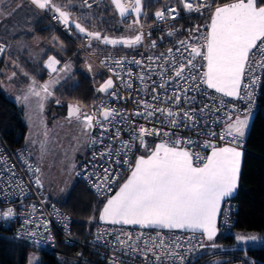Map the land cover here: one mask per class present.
Masks as SVG:
<instances>
[{
  "label": "built area",
  "instance_id": "1",
  "mask_svg": "<svg viewBox=\"0 0 264 264\" xmlns=\"http://www.w3.org/2000/svg\"><path fill=\"white\" fill-rule=\"evenodd\" d=\"M161 1L164 5L150 12V6ZM121 2L129 6L127 14L123 17L125 24L135 28V36H142L141 42L131 47L123 43L105 44L102 42L103 38L108 36L99 33L101 39H94L88 35L91 31L86 27L85 32L81 33L75 27L76 22L68 21L64 24L58 14L53 12V16H50L43 13L74 43L76 52L83 56L88 71L92 72V67L96 66L108 78L113 79V88L87 106V115H94L95 120L100 123H94L91 128L87 152L74 170L75 179L81 181L97 201L105 199L116 190L132 169L138 152L150 147L149 139H157L198 155L201 159L194 156L193 160L196 166L203 164V158H206L213 145L231 146L239 151H246L245 140L237 138L233 143L230 136L221 139V133L226 131L227 122L237 115L257 109L264 85V68L253 65L255 71L246 72L242 79L241 98L224 97L214 89H208L197 79L199 89L188 91V99L185 100L184 90L190 87L192 81L188 79L186 82L175 77L173 69L182 62L186 63V58H190L192 45L205 51L202 47L205 43L203 38L207 35L209 23L208 20L194 21L185 35L177 37L179 27L176 26V21L187 16L209 13L220 0H190L194 7L204 5L198 11L192 12L184 9L182 0H177V3L172 0H151V3H142L139 15L130 7L134 0ZM169 8L176 9V12L171 14L175 19L169 16ZM157 11L164 12V18H157ZM54 15L57 18L54 19ZM135 21L139 23H134ZM132 31L130 28L128 34L131 35ZM180 41L187 42V51ZM0 47L3 49L0 51L1 62L6 44L0 41ZM48 58L44 67L50 71L46 67ZM134 60L141 63H133ZM57 61L54 65L56 71L62 64ZM117 61L120 63H116ZM195 63L197 67L186 70L185 77L194 75L199 78L205 71L202 57H197ZM140 76H144V79L141 80ZM254 77L258 78L257 83L252 84ZM129 83L131 88L127 87ZM161 84H164V88L160 87ZM243 84H248L249 88L245 89ZM174 93L180 95L179 102L169 99ZM145 102L152 107L145 108ZM205 105L208 107L205 108ZM106 107L115 109L119 115L110 121H104L100 113ZM156 108L171 109L177 113L179 126L171 127L168 123L171 118L162 112L154 111ZM147 111H154V115L151 118L136 115L138 112ZM185 111L194 116V121L186 120L183 115ZM140 126L149 130L156 129L160 134L146 135L145 145L141 146L136 131ZM177 139L181 141L179 145L175 143ZM125 143L129 148H122ZM109 152L111 156L106 154ZM105 169L108 170L107 173ZM108 176L112 178L110 183H106ZM37 179L40 180L38 166L25 146L11 148L0 132V224L3 228H10L11 236L22 243L65 256L72 259L73 264H153L155 257L147 251V247H155L163 240V247L155 248V251L160 253L171 250L176 255L165 257L161 264H213L209 263L213 260V255L205 256L207 247L199 231L193 233L182 229H142L137 225L97 222L87 235L81 237L73 228L71 214L45 193L41 183L36 184ZM98 185L103 187L98 188ZM8 208L13 209V216L5 218L3 213ZM237 209V204L230 198L222 202L217 219L218 231L230 229ZM121 241H127V245H121ZM201 244L204 246L201 247ZM133 248L137 250L133 251ZM140 249H144V252ZM145 254L148 256L147 260ZM218 264L244 263L230 260Z\"/></svg>",
  "mask_w": 264,
  "mask_h": 264
},
{
  "label": "snow or ice",
  "instance_id": "2",
  "mask_svg": "<svg viewBox=\"0 0 264 264\" xmlns=\"http://www.w3.org/2000/svg\"><path fill=\"white\" fill-rule=\"evenodd\" d=\"M30 2L40 10L54 11L62 23H68L69 13L61 10L59 6L53 5L50 0H30ZM111 3L122 17L128 11L129 6L123 4L121 0H111ZM182 3L184 9L189 12L198 11L199 8L204 7L203 4L194 7L190 0L188 2L182 0ZM130 7L139 15L141 0H134ZM167 12L171 16L176 12V9L169 8ZM155 16L162 19L165 13L157 11ZM53 18L55 19L57 16L54 15ZM171 18L175 19L174 16ZM134 23H139V21ZM75 27L79 32H85V28L79 23H76ZM88 35L97 40L101 39L99 33L89 32ZM203 39L205 43L202 47L206 51L192 45L189 51L190 58H186V63L182 62L173 69L175 77L186 82L188 79L192 81L190 87L184 90L185 100L188 99V91L199 89L197 79L208 89H214L216 93L222 94L224 97L241 98L240 89L246 72L255 71V67L264 68V0H231L229 3L217 6L212 13L207 35ZM141 40L142 36L136 35L134 39L122 41L104 37L102 42L105 44L123 43L131 47L140 43ZM180 44L185 46L186 51L188 50L186 41H180ZM0 51H3L2 47H0ZM197 57H202L206 61L204 66L206 71H203L199 78L194 75L185 77L186 70L190 71L197 67L195 63ZM149 59L152 58L149 57ZM132 62L138 65L141 63L139 60ZM57 63L55 58L49 57L46 67L54 72L56 71L54 65ZM116 63H120V61ZM140 79L143 80L144 76H140ZM257 79L254 77L251 81L252 84L257 83ZM52 83L54 81L40 85V89L37 90L35 82H33L24 99L28 100L29 96L38 97L40 101L38 106L42 109L43 101L52 95L50 90ZM127 87L131 88L132 85L129 83ZM160 87L164 88V84H161ZM243 87L248 89L249 85L243 84ZM111 88H113V79L109 78L99 87L98 91L106 92ZM250 97L251 92H249ZM169 99L179 102L180 95L174 93L173 97H169ZM144 107L151 108L152 106L145 102ZM207 107L205 105V108ZM154 111L162 112L171 118L168 120L171 127L179 126L176 119L177 113L171 109L156 108ZM154 111L138 112L136 115L151 118ZM79 113L78 107L69 106V118L79 119ZM100 115L104 121H110L119 113L115 109L106 107ZM183 115L187 121H194V116L189 112L185 111ZM94 123H100L95 120L94 115L84 116L83 125L86 131L92 128ZM247 126L248 116L245 115L241 118L237 115L234 120L227 122L226 131L221 133V139L230 136L235 143L237 138H242L245 135ZM136 131H138L141 146L145 145L144 137L146 135L160 134L156 129L149 130L143 126H140ZM175 143L179 145L181 141L177 139ZM122 148L127 149L129 145L125 143ZM106 154L111 156V152ZM119 154L120 150L117 151V155ZM194 156L196 159H201L198 155L181 147H170L166 143L156 144L155 149L147 157L136 158L131 175L120 186L119 191L107 199L99 219L115 225H137L142 229H188L193 233L199 231L205 240L212 241L217 233L216 219L221 208V201L229 197L237 187L241 152L236 147L217 148L213 145L211 154L203 158L202 166H194ZM107 171L105 169L106 173ZM111 180L110 176L106 177V183H110ZM40 183L41 181L37 179L36 184L40 185ZM102 187L103 185H98V188ZM3 216L5 218L12 217L13 209L8 208ZM236 240L238 242L255 241L257 237L237 236ZM121 245H127V241H121ZM203 246L201 244V247ZM162 247L163 240L155 247H147V251L155 257L153 264H161L165 257L171 258L176 255L171 250H164L160 253L155 251V248ZM212 247L215 245L213 244ZM132 250L136 251L137 249L133 248ZM140 251L144 252V249H140ZM147 259L148 256L145 254V260ZM182 260L183 257H181Z\"/></svg>",
  "mask_w": 264,
  "mask_h": 264
},
{
  "label": "trees",
  "instance_id": "3",
  "mask_svg": "<svg viewBox=\"0 0 264 264\" xmlns=\"http://www.w3.org/2000/svg\"><path fill=\"white\" fill-rule=\"evenodd\" d=\"M56 6L67 11L71 19L81 23L84 27L94 30L108 37H119L129 33L123 17L111 0H51ZM151 0H143V2ZM225 0H220V2ZM177 3V0H172ZM162 1L150 6L153 12ZM209 13L201 16H187L176 21L179 27L177 37L185 35L197 20H209ZM129 28V29H128ZM32 35L40 38L41 55L37 61L21 60L27 70L38 81H43L47 72H51L43 65L46 58L55 56L63 62L70 58L73 63L71 74L55 89V94L64 102L71 101L78 107H87L100 95L94 88V80L107 77L96 66L94 72L85 68V60L81 53L76 52L74 43L58 29L43 14L36 20ZM7 50V45H6ZM5 50V53H6ZM4 53V55H5ZM4 57V56H3ZM3 60V58H2ZM0 62V70L3 61ZM45 68V69H44ZM97 72V73H95ZM95 73V74H94ZM94 74V75H92ZM2 72L0 71V81ZM108 78V77H107ZM107 92V91H106ZM104 92V94L106 93ZM264 85L256 113L254 114L248 133L245 137L246 151H242L241 165L237 191L230 197L238 209L232 226L227 231H218L215 247H207L205 256L213 255L209 263L218 264L230 260L241 261L244 264H264ZM0 132L6 143L13 149L25 146L24 137L26 127L22 121L20 107L0 90ZM103 200L97 201L85 185L75 179L65 196L56 201L73 218V228L82 237L87 235L97 222H92L93 216L99 212ZM239 235H256L257 241L251 243L238 242ZM263 241V243L261 242ZM240 245V246H238ZM225 247L224 249H220ZM34 248L22 243L11 236L10 228H3L0 224V264H26L28 256ZM40 264H73L72 259L37 249Z\"/></svg>",
  "mask_w": 264,
  "mask_h": 264
},
{
  "label": "rangeland",
  "instance_id": "4",
  "mask_svg": "<svg viewBox=\"0 0 264 264\" xmlns=\"http://www.w3.org/2000/svg\"><path fill=\"white\" fill-rule=\"evenodd\" d=\"M86 5H88V2H86ZM49 11L51 10H48V12ZM68 21L79 23L71 19L70 16ZM81 26L84 27L82 24ZM129 28H132L133 30L131 35L124 34L113 38L118 41L133 38L135 36V28L131 26ZM89 31L93 32L94 30L89 29ZM38 52L41 53L42 50H32L27 56L11 55L10 57H7L9 62H5L0 70L3 72V77L0 81V90L5 96L16 102V104L20 107L22 121L26 127L24 137L25 148L39 168V177L45 193L53 201H58L65 196L70 186L75 181L74 170L77 164L85 156V152H87L91 128L86 131L83 125L84 116L87 115V107H80L79 119L76 117L69 118V115L66 113V108L61 105V103H64V100H61L55 94L56 87L65 81L73 70V63L70 58H66L62 62L59 70L47 72L46 78L43 81H38L20 61L26 60L28 62H35L38 60L40 55H38ZM53 57L56 58L55 56ZM95 70L97 69H92L93 72ZM107 79L109 78L103 77L102 79L94 80V88L97 95L104 94V92H99L98 89ZM50 81H54L50 87L52 95L43 101L42 109L38 106L40 103L38 97L29 96L28 100L24 99V97L28 95L29 86L33 85V82H35V87L39 90L40 85ZM262 110L264 111V105L262 106ZM255 113L256 111H252L240 115L241 118L245 115L248 116V126L245 129V135L241 138L243 140H245L251 120ZM234 119L235 118L232 120ZM149 143H153V145L156 146V144L163 142L157 139H149ZM215 147L220 148L225 146ZM150 150L151 147L144 151H139L135 159L140 155L148 156L150 154ZM210 150L212 152V147L209 149L207 156L209 155ZM240 152L242 157L243 152ZM237 188L238 183L232 194L237 191ZM105 199L107 200V198ZM105 199H103L99 207L98 214L92 217V222L101 221L99 217L104 207V202L106 201ZM249 236L256 237V235ZM214 239L215 237L212 241L205 240V247H212ZM261 242L263 243V241ZM224 248L225 247H221L220 249ZM33 261L40 262L39 252L37 249H33L30 252L26 264H32Z\"/></svg>",
  "mask_w": 264,
  "mask_h": 264
},
{
  "label": "crops",
  "instance_id": "5",
  "mask_svg": "<svg viewBox=\"0 0 264 264\" xmlns=\"http://www.w3.org/2000/svg\"><path fill=\"white\" fill-rule=\"evenodd\" d=\"M142 1L143 0H141V2ZM50 2L52 3L51 0ZM229 2H231V0H225V1L220 2L217 6H220V5L229 3ZM52 4L55 5L54 3ZM217 6H215L210 12L209 20H208L209 24L211 22L212 13ZM43 13H47L50 16H53V11L48 12V10H40L36 8L34 5H32L30 0H0V41L4 42L7 45V50L2 60L3 61L2 66L4 65L5 62L6 63L9 62L7 60V57H10L11 55L12 56L14 55L27 56L32 50H36V51L42 50L41 45L43 41L40 38L32 35L31 33H32V29H33V26L36 20ZM39 54L41 55V53L38 52V55ZM49 57H53V55ZM205 65H206V61H204V66ZM204 70L206 71V67H204ZM2 77H3V72H2ZM90 134H91V131H90ZM150 147H151V150H150V153H151V151L155 149V146L153 145V143H151ZM141 151H144V150H141ZM210 152H209V155H210ZM140 156L147 157V155H140ZM135 161L136 159L134 160V165L132 169L135 166ZM132 169L122 179V181L117 186L116 190L110 196L106 197L107 199L114 196L116 192L119 191L120 186H122L123 183L131 175ZM232 195L233 194H231L227 198H230ZM227 198H224L221 201V205H222V202ZM106 202L107 200L104 202V204ZM218 214H219V211L217 213V219H218ZM217 219H216V224H217ZM99 222H103V221H99ZM182 230H188V229H182ZM32 264H40V262L33 261Z\"/></svg>",
  "mask_w": 264,
  "mask_h": 264
},
{
  "label": "water",
  "instance_id": "6",
  "mask_svg": "<svg viewBox=\"0 0 264 264\" xmlns=\"http://www.w3.org/2000/svg\"><path fill=\"white\" fill-rule=\"evenodd\" d=\"M75 107H78V106L75 105ZM78 108L80 109V107H78ZM66 113H67V114L69 113V107L66 108ZM239 236L251 237V236H249V235H239ZM235 239H236V237H235ZM255 241H257V240H255ZM255 241L248 240V241H246V242H244V243H251V242H255ZM249 264H253V263H252V262H249Z\"/></svg>",
  "mask_w": 264,
  "mask_h": 264
},
{
  "label": "flooded vegetation",
  "instance_id": "7",
  "mask_svg": "<svg viewBox=\"0 0 264 264\" xmlns=\"http://www.w3.org/2000/svg\"><path fill=\"white\" fill-rule=\"evenodd\" d=\"M61 105H63L65 108H67L69 106H75V104H73L71 101H67V102L61 103Z\"/></svg>",
  "mask_w": 264,
  "mask_h": 264
}]
</instances>
